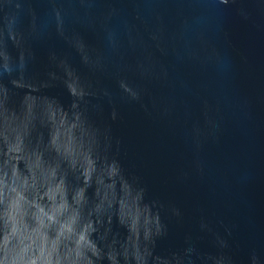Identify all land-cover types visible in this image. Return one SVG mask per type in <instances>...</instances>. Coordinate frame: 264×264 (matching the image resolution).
Here are the masks:
<instances>
[{"label":"water","instance_id":"95a60500","mask_svg":"<svg viewBox=\"0 0 264 264\" xmlns=\"http://www.w3.org/2000/svg\"><path fill=\"white\" fill-rule=\"evenodd\" d=\"M0 264H264V0H0Z\"/></svg>","mask_w":264,"mask_h":264}]
</instances>
